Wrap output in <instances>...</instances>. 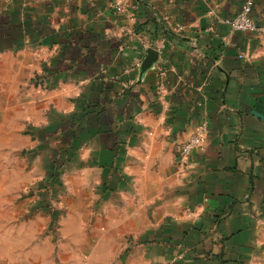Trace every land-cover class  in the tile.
Segmentation results:
<instances>
[{
	"label": "crops",
	"instance_id": "1",
	"mask_svg": "<svg viewBox=\"0 0 264 264\" xmlns=\"http://www.w3.org/2000/svg\"><path fill=\"white\" fill-rule=\"evenodd\" d=\"M127 4L0 0V264H25L24 251L30 264H59L40 234L47 204L23 194L47 200L64 176L73 186L89 176L98 214L122 209L96 226L98 258L264 264V0ZM245 4L259 31L226 23ZM149 50L158 60L141 75ZM202 124V145L181 163ZM151 176L161 202L131 217L125 195ZM68 216L62 236L84 230Z\"/></svg>",
	"mask_w": 264,
	"mask_h": 264
},
{
	"label": "rangeland",
	"instance_id": "2",
	"mask_svg": "<svg viewBox=\"0 0 264 264\" xmlns=\"http://www.w3.org/2000/svg\"><path fill=\"white\" fill-rule=\"evenodd\" d=\"M36 85V87L40 86L39 89H44L42 83L38 82ZM36 129L37 125L29 122L26 132L28 133L29 130L33 139L32 148L39 143L37 136L39 137L40 132L37 133V131H35ZM66 177L67 176H64L60 182H56L55 185L57 186L59 183V189L56 192L52 189H48L47 200L41 199V194H43V191H41L42 189H39L40 193L42 192L40 195H36V192L32 191L31 188H27L23 194L24 198L30 199V204L34 202L40 203V201H42L47 204L46 208H49L46 212L40 210L38 215L43 219V227L40 234L42 237L49 238L48 241L50 242L52 256H55V260H58L59 264H114L113 259L97 257L95 252L97 241L101 238L97 235V232L101 233V231H106V227L101 226V228H97L96 226H105L106 218L122 217V209L110 212L103 211L101 214H98L94 208L99 205L100 196L91 189L88 179L89 176L86 177L87 181L85 179L83 180V184L80 180L79 183L76 181V185L74 184V186L67 182ZM50 184H52V182ZM81 184L82 188L80 186ZM160 188L161 183L159 180L151 176L149 179L144 180L141 186L137 185L135 192L126 194L124 202L128 203L131 207L129 210L131 217L137 215L141 205L144 203L146 204L144 209L152 208L155 210L157 204L161 202ZM140 189L143 191L141 194L139 193ZM75 208L76 210H74ZM152 211L153 210H148L147 214ZM69 214L83 224L84 230L82 227L80 228L83 235L79 228L78 234H76L75 227L74 229L73 227L70 228L72 230L68 236L61 235L58 222L66 216L68 218ZM151 218H153V216ZM68 229L69 227L67 230ZM46 241L47 240H45L44 243L41 242L40 245H48L45 243ZM21 246L22 244L20 247ZM26 247H28V245L24 244L23 249H26ZM27 255H30L27 251H24V253L19 252L20 262L23 261L25 264H30V258H26Z\"/></svg>",
	"mask_w": 264,
	"mask_h": 264
},
{
	"label": "built area",
	"instance_id": "3",
	"mask_svg": "<svg viewBox=\"0 0 264 264\" xmlns=\"http://www.w3.org/2000/svg\"><path fill=\"white\" fill-rule=\"evenodd\" d=\"M127 0H112V7L116 12H123L127 8ZM133 21L134 18L131 17ZM226 23L230 26L233 31L237 32H255L259 31L260 28L254 18L252 17V6L245 4L242 7L241 12L233 19L226 20ZM126 87V85H125ZM163 85L160 84L159 91L162 92ZM206 124H202L199 127L198 132L192 135L180 148L179 157L180 162L187 164L192 154L200 148L203 141V135L206 133Z\"/></svg>",
	"mask_w": 264,
	"mask_h": 264
},
{
	"label": "water",
	"instance_id": "4",
	"mask_svg": "<svg viewBox=\"0 0 264 264\" xmlns=\"http://www.w3.org/2000/svg\"><path fill=\"white\" fill-rule=\"evenodd\" d=\"M158 60V52L155 50H149L148 55L145 58L142 66H141V75L147 72Z\"/></svg>",
	"mask_w": 264,
	"mask_h": 264
}]
</instances>
